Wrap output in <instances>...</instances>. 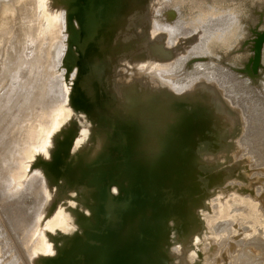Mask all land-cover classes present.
Wrapping results in <instances>:
<instances>
[{
	"label": "rangeland",
	"instance_id": "1",
	"mask_svg": "<svg viewBox=\"0 0 264 264\" xmlns=\"http://www.w3.org/2000/svg\"><path fill=\"white\" fill-rule=\"evenodd\" d=\"M129 2L131 8L120 17L118 23L115 25L117 29L114 28L111 30V32L115 33L116 37L118 36L117 40L121 42L120 49L118 51L114 49L113 52L115 55H118L117 53H119V55L117 57V64L109 71V75L112 76L111 79L108 77L103 78L99 75L97 79L92 75L91 82L87 84V81L83 80V76L79 74V71H81L79 66L71 74L69 79L66 80L64 78L65 69L61 68V65L68 48V35L66 31L67 20L65 11H60L58 7L55 9L57 10V14L60 13L59 16L61 17L58 18L59 16L56 14L57 19H55L54 14L53 18L49 19L48 26L45 25V28L42 29L41 34L31 47L23 46V48H18L19 44L16 47L10 48L7 53L8 55L6 54V57H10L11 60H14L15 63L17 62L18 65L14 64V69L12 71L7 70V72H5L6 74L0 69V84L4 81L3 84L0 85V87L2 86L1 89H3L2 91L0 89V264H36L34 260L40 255H58V245L67 238L66 230L69 229V227L75 228L76 231L85 230L83 228L88 225L85 226L84 223L83 225L85 227H83V222L77 223L75 219H84L83 217H85L87 212L91 209L89 205L91 203L94 205L95 202L93 199H83L81 196L82 192L79 190L82 189L84 182L86 185L89 184L88 177L90 173L86 174V170L94 162L87 165L84 161L97 149H103L104 153L107 152L116 160L122 155L119 154V151H123L121 148L119 149L116 147V151L115 148L111 147L113 135L108 132L109 129H104L105 131L100 127H95L94 129L92 124H96L97 122L91 123L93 121V117L91 116L98 118V115L101 113V106L99 102L97 104L96 101L104 100V98L108 99V95H105V91L108 94H112L113 90L118 86L117 82L130 79L129 77L132 73L138 74V70H140L139 74H144V72L146 73L148 70L154 71V69L156 70L154 74L157 76L148 78L152 80H143L146 83L153 81L152 85L154 87L150 82L145 84L148 86L147 89L144 90L143 97H140L139 91L137 92V96L139 97L138 105H140V108L138 107V109H136L131 104L129 107L126 103L121 107L122 112L127 111L126 114L129 113L128 116H132L128 117V120L135 123L132 129L130 126L132 122H130L128 126V121L126 120V126L123 125L126 128L123 129L122 122L124 119L121 118L119 122V128L121 127L124 132H127L128 129L131 128V132H129L130 141L128 138V144L132 152L130 155H135V163L138 160L141 161V156L144 157L152 153L151 156H155L152 160L153 164L167 163L165 164V166H167L165 171L168 168L166 171L167 173H174L180 170L179 163L182 162L184 156V146L188 143L192 148L194 145H192L193 142H190L194 138L193 133L196 128L199 129L200 132L205 131L206 134L203 132L202 138H204L205 135V137L209 139L213 137V132H216V130L219 132L220 126L224 127V131L222 132L223 135L215 134L214 136H216L215 138L217 139L213 137L216 141L219 139V143L213 141L212 138L210 139L211 142H209L210 140L207 141V138H205L206 143L208 142L206 145L203 143V139H201L199 143L195 142L194 148L198 145L197 149L195 148V152L192 151L193 148L189 150V152L191 151V153H189L190 155L196 154L195 157L192 155L190 157H194L195 159H199L200 157L203 158V162L200 163V168L202 169V166H205V172L200 171L201 173L198 174L199 177L193 179L192 182L197 183L205 174L212 175L218 173V171L219 173L222 171L226 172L225 176L227 180L221 188H215L214 192L211 193L210 198L214 199L213 202H211L214 206L211 207L212 210L210 209V212L203 211V213L202 210L199 211L200 216L208 218L206 219V227L208 230H206L207 228L204 226L206 229L196 235L197 239L193 238V240L189 242L187 248L179 250L180 252L176 254V262L172 257L170 258L169 264H235L236 259L238 260L236 264H264V259H262V257L264 258V242H258L259 240L251 244L253 248L252 252L248 250V246H244L242 248L243 250L241 249L232 256L223 259V255L226 252L225 248L228 246L227 244L240 246L237 244L245 245V243H249L248 240L251 235L247 234L248 237L244 236L246 229L249 228L251 232L252 230L260 229V234L264 233V215L262 213L264 210L261 209L262 205L259 204L260 202L258 200L260 199H255L256 202L259 203L256 204L253 202L252 204L255 203L256 205H252L251 207L246 204L243 206L244 209L239 207V209L227 211L225 214L226 220H218L217 216L219 213L218 209L220 208L218 205L219 200H229V196L226 198L224 197L227 196L226 192L228 193L227 190L229 189V192L242 189L239 191V193H242V198L247 194H243L245 186V191L250 190V192H253V194H251L259 196L258 198L264 195V172H261V170L264 171V48L261 67L259 68V73L255 82L244 70H242L245 64L247 62L249 63V57L252 55L251 47L247 43L250 41L251 30H253L256 25H260V30L263 29V23L261 22H264V0H178V4L177 0H148L146 2L147 4L141 7L137 6L136 1L130 0ZM168 3L174 4V7L177 8L176 10L179 13L180 19L174 24L167 23V18L163 15L164 11L162 12ZM58 10L60 12H58ZM147 17H150V22H144V18ZM62 23L65 24H63L64 28ZM121 23L124 25H121ZM141 23L148 24V28L151 27L150 34L152 37L157 35L158 32L161 34L164 32L168 34L167 38L170 39L168 41L169 45L175 41L178 42L179 36L182 35L188 36L184 37L185 39L197 37L199 42L190 50L186 58H181L179 61L176 60L175 64L172 62L160 63L152 59L134 61L131 53L122 52V50H125L126 41L129 40L134 33L129 32L132 31L131 28L137 29ZM139 29L144 31L143 28ZM64 36L67 37L65 38ZM64 40H66V42ZM109 45L110 44L104 40H99L91 45L93 50V52H91L92 55L86 59L90 68L86 69L84 72L85 74L92 72L93 66L102 62L100 61L103 58H101V56L105 55L104 53L109 49ZM119 63L120 66L117 67ZM60 70L62 72L61 77L65 81H58V79L62 80V78H58L56 75ZM96 72L98 74V71ZM115 72L126 74L116 79L117 76H114ZM79 78H81V81H79ZM200 78H206L217 82L218 86L213 87L216 94L208 93L210 95L208 96L210 101L203 98L199 99L197 103L190 105L187 103L188 101L185 100H179L177 102L174 100L175 98L173 96L171 97L172 99L169 100L163 98L162 87L167 88L163 90L168 94H171L170 91H168L170 87H172L170 89L175 92L182 93V91L184 92L194 85L193 83ZM93 87H97L98 89H96L99 90L98 92L96 91L94 95H92L94 92L93 90H95ZM220 87L223 88L225 92ZM88 91L92 94L87 93ZM215 96H218L216 98L218 101L215 100ZM80 97L81 100L83 97H86L83 98L84 100L87 98V101H89V99L91 100L89 102L85 101L83 104L79 99ZM150 99H153V101ZM155 99L157 102L158 100L162 101L157 103ZM93 102L97 104L96 108ZM204 103H208L206 105H208L207 107L211 106V109H215V107L222 103L227 107H225L226 110L223 111L224 113L222 111L221 113L213 111L214 116L210 114L211 116H208L210 118L207 120L205 119L208 123L204 120L205 116L200 117L199 120L196 115V117H194L195 119L197 118L198 124H193L195 121L194 117L192 118L194 112L191 110L194 109V111H196L195 109L199 105H204V107H206ZM231 103L234 106L236 105V108H238V105L245 114L247 119V130L244 135V120L242 114L240 113L239 115L236 113V110L233 111L230 107ZM163 104H167L168 106H166H170V108L166 109ZM89 105L95 109L90 108ZM127 106L130 109L134 107L133 109L135 111L132 109L133 111L131 112ZM88 107L90 110L87 109ZM69 108L73 113L78 114L77 116L75 115V117L81 116V112L86 113V121L85 118H82L84 122L81 118L80 119L86 124V127L89 125L88 128H90H83L84 130L80 129L81 132L77 128L76 138L71 141V148L68 151H63L67 152L61 157L58 156V158H55V152L57 151L56 149H58L57 144H60L61 140L64 143L66 139L63 140V138L67 137L65 135L68 131L67 129L79 122L77 120H80L79 117L75 120V117L73 118V116L69 115V113L71 114ZM151 108L152 111H150ZM86 109L87 111H85ZM137 110L139 111L137 112ZM210 111L203 115L207 117ZM133 112L135 114H133ZM229 112L236 116L233 118L234 121L230 119L231 114ZM91 113H93V115ZM188 113H192V116ZM187 116L190 119H188ZM81 117H84V114ZM88 117L92 119L90 120ZM211 117H214L215 121H212ZM186 119L189 121L187 122ZM229 119L230 121H227ZM226 122H229L231 125ZM133 123L132 126L134 125ZM188 123H190V125ZM204 124L206 126L207 124L208 126L210 125L211 128L207 126L209 130L206 127L208 131L204 130ZM213 124L214 126L217 125L213 128L218 127V125L219 127L213 129ZM225 124L231 127H226ZM90 125H92L93 129H91ZM139 125L143 128L141 132H138L137 129ZM109 127L112 128L111 124ZM86 129L89 130L86 132H89L90 136V129L96 130V135L99 138L97 142L99 146L97 148L93 145L88 148L82 147L81 140L85 137L84 132ZM210 129H213V134ZM123 130L121 132H123ZM28 132L31 133V136L34 135L29 141H27L28 139L26 140L27 136L25 137ZM179 133L180 135H178ZM209 133L212 135L208 136ZM121 134L123 135V133ZM89 135L86 136L87 138L85 137L88 140L90 138ZM178 136L181 137V140H179L180 137L178 138ZM22 137H24V139ZM122 139L120 142L121 144H123ZM88 140L85 141L88 142ZM163 140L167 142L165 143ZM125 141L124 143L127 144ZM94 143L96 144V142ZM201 143L203 144L202 146ZM165 145L168 146L167 149L163 147ZM144 146H149V149L145 148V152L142 151ZM204 146L205 148L207 147V153L209 155L210 149L211 151L213 150V154L216 153L215 155L218 156L224 153L230 154L225 169H222L225 166L222 163H215L216 165L212 163V165H210L209 158L204 156V153L202 154L203 150H205ZM226 146L230 147L226 149ZM171 147L172 149H170ZM244 149L249 151L244 153ZM175 150L179 152L176 153ZM101 152L102 151L98 153L101 154ZM192 152H194V154ZM174 153H176V155ZM85 156L88 157L84 158ZM111 157H109V159ZM252 157L254 160H252ZM43 158L48 160L41 161ZM134 158L132 156L130 160ZM166 158L167 160L164 162L163 159ZM176 158L177 161L175 162H177V164L173 163V160H176ZM95 159L97 158L95 157ZM251 160L252 165L250 162ZM97 161L98 159L96 162ZM128 162H132V160ZM54 163L58 165V170L56 171L54 170V167H56ZM80 163L87 166L81 168L79 166ZM133 163L134 160L130 165L133 166ZM207 164H209V166ZM241 165H244L245 173L247 172L250 175L247 183H242L237 177V172L240 171ZM109 170L111 171L110 168ZM52 174H54L53 177H51ZM52 178L55 180H52ZM80 179L81 181H79ZM168 179L166 183H170L171 177ZM169 183L166 184L168 185L167 187L164 184L163 188H171ZM59 184L62 185L59 186ZM144 184L146 183L144 182ZM148 184L151 185L150 182H147V186ZM63 185L64 187H62ZM163 188L161 189L162 191L164 190ZM112 189L114 192H121L122 186L119 183V185L116 184ZM213 189L214 188H212V190ZM237 194L238 191L236 195ZM251 194L245 195L244 198L248 199V196L251 197ZM236 195L233 193V195L230 196L232 198V196H238ZM222 197H224V199ZM65 198H68V200ZM65 200H67V204H64ZM163 206L165 207L166 205L164 204ZM162 208L161 206V209ZM156 209L157 210L153 212L160 213L158 208ZM161 209L159 210L161 211ZM259 209L262 211H260L261 213H259ZM251 213L254 214V217L249 215ZM72 219L77 224L70 225ZM231 222H233L232 225ZM183 231L185 232L183 229L179 232L180 235H183ZM38 232L39 234L36 236ZM63 236L66 238H63ZM246 239L248 240L246 241ZM202 240L204 244H202ZM201 245L202 247H200ZM203 245H206V247H203ZM226 249L228 250V248ZM255 250L256 253L254 252ZM259 251L262 253L261 256V253H258ZM253 253L257 256L253 255ZM251 255L253 256L251 257ZM251 258L252 260H250Z\"/></svg>",
	"mask_w": 264,
	"mask_h": 264
},
{
	"label": "bare ground",
	"instance_id": "2",
	"mask_svg": "<svg viewBox=\"0 0 264 264\" xmlns=\"http://www.w3.org/2000/svg\"><path fill=\"white\" fill-rule=\"evenodd\" d=\"M94 5H97V4H94ZM56 8V0H0V69L1 70H3V72L5 73V72H7V70H10V71H12L13 69H14V67H15V65L14 64H16V65H18V63L16 62L15 63V61L14 60H11V58L10 57H6V54L8 53V51H9V49L10 48H13V47H16V46H18L19 44V47L18 48H23V46H26V47H31L34 43H35V41H36V39L39 37V35L41 34V32H42V29L43 28H45V25L46 26H48L47 24H49V19H51V18H53V15L55 14V19H57L56 18V14H57V10L55 9ZM62 9H60V11H61ZM59 10H58V12H60ZM63 12V11H62ZM61 12V13H62ZM64 13V12H63ZM65 14V13H64ZM58 16L60 15V13L59 14H57ZM63 15V14H62ZM66 16V15H65ZM61 16H59L58 18H60ZM63 17H64V15H63ZM65 18V17H64ZM63 19V18H62ZM62 21H64V20H62ZM128 21V20H127ZM124 23V22H123ZM123 23H121V25H124ZM64 23H62V26H63V28H64V25H63ZM131 27V26H130ZM129 27V28H130ZM64 30V29H63ZM67 31V30H66ZM55 34V33H54ZM66 35V34H65ZM65 37V36H64ZM67 37V36H66ZM65 37V38H66ZM118 37V36H117ZM64 38V39H65ZM65 42H66V40H64ZM62 44V43H61ZM62 46H63V44H62ZM63 49V48H62ZM4 54H5V56H4ZM94 54H95V52H94ZM8 55V54H7ZM103 56H101V58H102ZM89 58V57H88ZM94 58H96V57H94ZM91 60V59H90ZM93 60V59H92ZM97 60V59H96ZM87 61V60H86ZM85 61V62H86ZM94 61V60H93ZM92 61V62H93ZM95 62V61H94ZM91 63V62H90ZM91 64H93V63H91ZM14 65V66H13ZM156 66V65H155ZM139 71L140 70H138V74H131V76L129 77L130 79H128V80H126V81H120L119 82V84H125V85H128L129 83H131L134 79H136V78H143V80H147L148 78H154V77H156L157 75L156 74H154V71L156 72V70L154 69V71L153 70H144V71H147L146 73L144 72V74H139ZM142 71V70H141ZM143 72V71H142ZM9 73V72H8ZM160 73V72H159ZM6 74V73H5ZM148 80H152V79H148ZM2 82V81H1ZM4 82V81H3ZM3 82H2V84H3ZM116 82V81H115ZM144 82V84H147V83H149V82H145V81H143ZM153 82V81H152ZM2 84H0V85H2ZM117 85H118V82H117ZM151 85H152V83H151ZM150 85V86H151ZM168 85V84H167ZM148 86V85H147ZM149 86V87H150ZM153 86V85H152ZM154 87V86H153ZM2 88V86L0 87V89ZM94 88V87H93ZM97 87H95L94 89L95 90H93L94 92H93V94L91 93V92H87V93H91L92 95H94L95 94V92L97 91H99V90H97L96 89ZM118 90L120 89V87L119 86H117L116 87ZM170 88H172V87H170ZM151 89V88H150ZM155 89V88H154ZM3 89H1V91H2ZM153 90V89H152ZM1 91H0V93H1ZM154 91V90H153ZM155 91H156V89H155ZM140 93V92H139ZM127 94V93H126ZM218 94V93H217ZM89 96V95H88ZM97 96H98V94H97ZM210 96V95H209ZM213 97V96H212ZM83 98H86V97H83ZM82 98V100H81V97L79 98L80 100H81V102L83 103V102H85V101H87V99H83ZM138 96H137V92H135V93H133V94H129V95H127L126 96V105H132V106H134L136 109H138V107L140 108V105H138V103H139V100H138ZM206 98V97H205ZM78 99V98H77ZM159 99V98H158ZM91 99H89V101H90ZM97 100H99V99H97ZM138 100V101H137ZM150 100H152L153 101V99H150ZM74 101H76V100H74ZM89 101H87V102H89ZM137 101V102H136ZM155 101H156V99H155ZM162 101V100H161ZM161 101H159L158 100V102H161ZM210 101V100H209ZM221 101V100H220ZM79 102V101H78ZM98 102H99V105H100V102H101V100L100 101H96V103L98 104ZM157 102V101H156ZM157 102V103H158ZM178 102V101H177ZM214 102V101H213ZM75 103V102H74ZM80 103V102H79ZM81 103V104H82ZM95 103V104H96ZM76 104V103H75ZM84 104V103H83ZM89 104V103H88ZM93 104H94V102H93ZM94 104V106H95V108L97 107V104L95 105ZM205 104V103H204ZM206 104H208V103H206ZM205 104V105H206ZM213 104V103H212ZM92 105V104H91ZM158 105H160V104H158ZM164 105V104H163ZM167 105V104H166ZM166 105H164L165 107H166V109H169V107H167ZM218 105V104H217ZM221 105V104H220ZM220 105H218L217 107H215V109L213 110V109H211L210 107H207L208 105H206V107H204V105H199L198 107H196V111H194V109H192L191 111H193L194 112V115L192 116L190 113H188V114H190V116H192V118L195 116L196 117V115H197V118H199V120H200V117H202V116H205V118H204V120L206 119V115H203V114H206V113H208L210 110L213 112H219V113H221V111L223 112V110L224 109H222L221 107H220ZM222 105H223V103H222ZM70 106V105H69ZM90 106V105H89ZM128 106H127V108H128ZM224 106V105H223ZM126 107V106H125ZM130 107V106H129ZM133 107V108H134ZM201 107H203V108H201ZM214 107V106H213ZM71 108V107H70ZM69 108V109H70ZM86 108V107H85ZM90 108H94V107H91L90 106ZM94 108V109H95ZM126 108V109H127ZM132 107H131V109L130 108H128V109H130L131 110V112L134 110ZM150 108V107H149ZM162 108H163V106H162ZM208 108H210V109H208ZM225 108V107H224ZM87 109H89V107L87 108ZM87 109L85 110V111H87ZM93 109V110H94ZM133 109V110H132ZM159 109V108H158ZM164 109V108H163ZM71 110V109H70ZM69 110V112H71V114L69 113V115L70 116H73V118L75 117V115L77 116L78 114H75V113H73L72 112V110L70 111ZM90 110V109H89ZM140 110V109H139ZM139 110H137V112L139 111ZM99 111V110H98ZM135 111V110H134ZM150 111H152V108H151V110ZM149 111V112H150ZM160 111V110H159ZM211 111H210V113L207 115V116H209L210 114H211ZM127 112V111H126ZM126 112H122L123 113V117H121L120 116V119L122 118V119H124L123 120V122H122V126L123 125H125V122H126V120L128 121V126L130 125V122H132L133 123V121H129L128 120V117H132L131 115L130 116H128V114H126ZM142 112H143V110H142ZM88 113V112H87ZM99 113V112H98ZM224 113V112H223ZM226 113V112H225ZM230 113V112H229ZM80 114V113H79ZM83 114H84V117H81V116H83ZM86 113H82L81 112V116L79 115L78 117H79V119L81 118H85V121H86V115H85ZM92 115H93V113H91ZM90 114V115H91ZM101 114V113H100ZM133 114H135L134 112H133ZM132 114V115H133ZM143 114V113H142ZM218 114V113H217ZM231 114V113H230ZM89 115V114H88ZM223 115H225V114H223ZM86 116V117H85ZM100 115H98V117H99ZM213 116H214V114H213ZM222 116V115H221ZM221 116H220V118H221ZM231 116V118L230 119H232V121H234V119L233 118H235L236 116L235 115H230ZM78 117H75L74 119L76 120V119H78ZM91 117H93V121L91 122L90 120L92 119H90V117H88L90 120H88V121H90L91 123H94V116H91ZM195 117H194V119H195ZM228 117V116H227ZM187 118L188 119H190L188 116H187ZM191 118V119H192ZM196 118V119H197ZM223 118V117H222ZM77 120V121H79V122H77L75 125H73L71 128H69V129H67L68 131H67V133L65 134L67 137L65 138H63V140L64 139H66L65 141H64V143L62 142V140H61V145L60 144H57L58 146H57V148H59L60 146H62L63 144H68L70 147H71V141H73V140H75V138H76V134H77V128L79 129V131H80V129L82 130L83 128L85 129V128H88V126L86 127V124H84L83 122H84V119H82L83 120V122H82V120ZM230 119L229 120H227V121H230ZM133 120V119H132ZM142 120V119H141ZM187 120V119H186ZM203 120V119H202ZM203 120V121H204ZM207 120V119H206ZM205 120V121H206ZM81 121V122H80ZM189 120H187V122H188ZM213 121H215V120H213ZM153 122V121H152ZM236 122V121H235ZM235 122H233V123H235ZM89 123V122H88ZM91 123H89V124H91ZM132 123H131V128L132 127H134L135 126V123H134V125L132 126ZM186 123V122H185ZM206 123H208V121H206ZM226 123H229V122H226ZM232 123V122H231ZM95 124V123H94ZM94 124H92L93 126H94ZM189 124V123H188ZM194 124V123H193ZM210 124V123H209ZM215 124V123H214ZM214 124H213V126H212V128L213 127H215V126H217V125H215L214 126ZM92 125H90L91 126V129H93V127H92ZM147 125H148V123H147ZM146 125V126H147ZM152 125V124H151ZM150 125V126H151ZM203 125V124H202ZM210 125H212V124H210ZM208 126V124H207V126L209 127V128H211V126ZM220 125H222V124H220ZM226 125V124H225ZM229 125H231L230 123H229ZM228 125V126H229ZM77 126H79V127H77ZM126 126V125H125ZM125 126H123V129H125L126 127ZM205 124H204V127H203V129L206 127V128H208ZM227 125H226V127H228ZM218 127H219V125H218ZM218 127H216V128H218ZM229 127H231V126H229ZM90 128V127H89ZM88 128V129H89ZM121 128V127H120ZM130 128V129H131ZM206 128L204 129V130H206ZM209 128H208V130H209ZM216 128H213V129H216ZM83 129V130H84ZM88 129H86L85 130V132H84V136L86 137L87 135H89V132L87 133L86 131L88 130ZM90 129V133H91V136L89 135V140L88 139H86L85 137H84V139L85 140H88V142H86L84 139H82L81 140V142H82V147L84 148L85 146H86V148H88V147H92V145L93 146H95L96 148L99 146V145H97V142L99 141V138H98V136L96 135V130H91ZM94 129H95V126H94ZM109 129V133L110 134H112L113 136H112V139H111V141H112V143L114 144V146L115 147H118L119 149L121 148V150H124L125 148H128V151H130L129 152V154H131L132 152H131V150H130V146H129V144H128V142L130 141V138H129V132H131V130L130 129H128V127H127V129H128V131L126 132H124V130L121 128L120 129V131L119 132H121L122 130H123V132H121V133H123V135L121 134V133H119V132H117L118 131V128H115V129H112V128H108ZM126 129V130H127ZM133 129V128H132ZM213 129H210L211 130V133L213 132L212 130ZM227 129V128H226ZM130 130V131H129ZM195 130V129H194ZM208 130H206V131H208ZM89 131V130H88ZM91 131H93V132H91ZM202 131V130H201ZM224 131V127L223 126H220L219 127V132L216 130V132H213L214 133V135L215 134H218V135H223L222 134V132ZM81 132V131H80ZM83 132V131H82ZM114 132H116V134L114 133ZM182 132V131H181ZM204 133H205V131H203ZM203 132H200V130L199 129H197L196 128V130H195V132L193 133V139H192V141L191 140H189V141H191L190 143H192V145L194 144L195 145V142H198L199 143V141L201 140V139H203V143L206 145L207 143H206V140L208 141V140H210L211 138L213 139V141H216V140H214V138L216 137V136H214V135H212L211 133H209L208 134V136H213V137H211V138H209L208 139V137H205V135H204V138H202V133ZM218 132V133H217ZM25 134H27V133H25ZM30 136H29V135ZM28 134L27 135H25V137L27 136H29L28 138L26 137V140L27 141H29L30 139H32V136H34V135H32L31 136V133H29L28 132ZM120 134H121V136H120ZM169 134V133H168ZM206 134V133H205ZM225 134V133H224ZM173 135V134H172ZM178 135H180V133L178 134ZM182 135V134H181ZM217 135V136H218ZM120 136V137H119ZM176 136V135H175ZM81 137H82V135H81ZM122 137H123V139H122ZM180 136H178V138H179ZM220 137V136H219ZM218 137V138H219ZM23 139H24V137H22ZM34 138V137H33ZM122 139V142H123V144H121L120 142H121V139ZM128 138H129V141H128ZM176 138V137H175ZM205 138H207L206 140H205ZM215 139H217V138H215ZM126 140V141H125ZM157 140V139H156ZM155 140V141H156ZM179 140H181V137H180V139ZM204 140H205V142H204ZM124 141L125 142H127V144H125L124 143ZM188 141V142H189ZM219 141V139L216 141V142H218ZM85 142V143H84ZM94 142H96V144L94 143ZM157 142V141H156ZM163 142H167L166 140H163ZM209 142H211V140L209 141ZM220 142V141H219ZM218 142V143H219ZM197 143V144H198ZM213 143V142H212ZM172 144V143H171ZM170 144V145H171ZM60 145V146H59ZM123 145V146H122ZM164 145V144H163ZM194 145L192 146V148H191V146H189L188 145V143L184 146V150H185V152L183 153L184 154V156H183V158H182V162L181 163H179V168H180V170H177V171H175L174 173L172 172V173H167L166 171L168 170V168H167V170L165 171V168L167 167V166H165V164H167V163H162V164H153L152 163V160H153V158L155 157V156H151L152 155V153H150V154H148V155H145L144 157L143 156H141V161L140 160H138V161H140V162H136L135 163V155H130L131 157L133 156V158L134 159H131L132 160V162H133V160H134V165L133 166H131L130 164L132 163V162H128V167H130L131 168V170L129 169V170H127V168H125L126 166L124 165V159L123 160H116L115 158V161L112 159L113 157H111L107 152L106 153H104V151H103V149H97L94 153H91L90 154V156H89V158L87 159V160H85L84 162H86L87 163V165H89V164H91L93 161V163H92V165L86 170V174L87 173H90V176L88 177V180H89V184H87L86 185V183L84 182V185H82V189H79V190H81V192H82V194H81V196H82V198L83 199H86V198H88V199H93L94 200V202H95V204L93 205L92 203L89 205L90 206V211H88L87 212V215L85 216V217H83L84 219H82L81 217V219H75V220H77V223L78 222H80V223H82V225L85 223V226L86 225H88L87 227H85L84 225H83V227H85V228H83V229H85V230H83V231H76L75 230V228H72V227H69V229H67L66 230V234H67V238L63 241V242H60L59 243V245H58V249H57V253L59 254H62L67 248H69L73 243H75L76 241H80V242H82L81 244H80V246L82 247V249H83V251L82 252H80L81 253V255H84V252H85V255L87 256V258H90V259H92L93 258V261H94V259H95V247H94V244H93V241H92V238H93V235L95 234V232H94V230H93V227L95 226L96 227V214L97 215H99V213H97L98 211H97V209L99 208V203H100V189H101V186L102 185H104L106 182H108V180L107 179H110V178H114V176H116L117 174H119V172H121V171H123V175L122 176H120L118 179H117V184L119 185V183H120V185L122 186V191H125L126 189H128L129 187H130V185H132V184H136V183H141L142 185H144V186H147V182H150L151 183V185H153L154 186V189L158 192V193H156V195H155V199L154 200H152V202L150 203V206H148V207H146L145 209H142V210H140V209H137V210H133V211H131V212H128V213H126V214H124V226H123V228H121V234L119 235V241H120V244H121V247L123 248V249H121V250H124V249H126V248H128L129 247V245L138 237V235H139V233L141 232V230L143 229V230H147V231H145L144 232V234L146 235V236H150V235H152L153 234V231H154V218H157V219H165V220H167V219H169V217H170V215H169V213H170V210H167L168 208H167V205L164 207L163 205H164V203H163V201H165V198H162L161 197V194H163V191L161 190L162 188H163V185L166 183V181H167V179L168 178H170L171 177V180H170V183H169V185H170V187L171 188H169L168 187V193L166 194V195H168V197H167V199L168 200H171V201H176V199L180 196V195H183L185 198H184V200L182 201V203L181 202H179V204L177 205V207L179 208V210L181 211V216H176L175 218H174V221L172 222V223H168L167 224V228H168V230H167V232H166V235H165V237L161 240V249L159 248V249H155L153 252L152 251H147V253H149V256H150V258L151 259H153V261H152V264H169L170 262V258H172L173 257V255H172V252H174V253H179L180 251L179 250H181L182 248H187V246L189 245V242L191 241V240H193V238L194 239H197L196 237V235H198L202 230H204V229H206L207 227H206V219H208L207 217H204V216H200L199 215V211L200 210H202V213H203V211H206V212H210L211 210H212V206H213V204L211 203V202H213V200L214 199H212V198H210L211 197V193H213L214 192V190H215V188H221V186L225 183V181L227 180V178H226V176H225V173L226 172H224V171H222V172H220L219 173V171H218V173H215V171H214V173L215 174H212V175H204L203 177H202V179H200V180H198V182L197 183H195V182H192V180L193 179H195L196 177H199L198 176V174H200L201 172L200 171H203V172H205V166H202L203 168L201 169L200 167V163L201 162H203L202 160H203V158L202 157H200L199 159H195L194 157L196 156V154H194V152L196 151L195 150V148L197 149V147H198V145H197V147H195L194 148ZM203 144L201 143V146H202ZM119 146H121V147H119ZM159 146V145H158ZM173 146V145H172ZM149 146H147V147H145L144 146V149L142 150V151H144V150H146L145 148H148ZM151 147V146H150ZM154 147V146H153ZM155 147H156V144H155ZM165 149H167L168 148V146L167 145H165V146H163ZM230 146H226V149L227 148H229ZM212 148V147H211ZM149 149V148H148ZM147 149V150H148ZM153 149V148H152ZM170 149H172V147L170 148ZM190 149H192V151H194V152H192L194 155H192V156H194L193 158L192 157H190L191 155L189 154V153H191V151L189 152V150ZM199 149H200V146H199ZM204 149L206 150H203V152H202V154L204 155V156H207V158H209L208 160H209V162L211 163L210 165H212V163H213V165H216L217 163H222V164H224L225 166L222 168V169H225L226 168V164L228 163L227 161L229 160V158H230V154H223V155H215V154H213L212 153V151H211V149H210V155L207 153V147L205 148V146H204ZM56 150H58V149H56ZM154 150H155V148H154ZM157 150V149H156ZM162 150V149H161ZM182 150H183V148H182ZM100 151H102L101 152V154H99L100 153ZM150 151H151V149H150ZM176 151V153L177 152H179L178 150H175ZM174 151V152H175ZM57 152V151H56ZM55 152V153H56ZM67 152V151H66ZM66 152H63L62 151V153L60 154V157L63 155V154H65ZM99 152V153H98ZM145 152V151H144ZM159 152H160V150H159ZM163 152V151H162ZM208 152H209V150H208ZM157 153V152H156ZM176 153H174L175 155H176ZM186 153V154H185ZM154 154V153H153ZM169 154V153H168ZM182 154V153H181ZM198 154H199V152H198ZM197 154V155H198ZM101 155V156H100ZM106 155H109V156H106ZM160 155V154H159ZM171 155H172V153H171ZM174 155V156H175ZM178 155V154H177ZM98 156V157H97ZM104 156H105V159L103 160L102 158H104ZM170 156V155H169ZM202 156V155H201ZM86 157H88V156H85L84 158H86ZM95 157L98 159V162H100L99 164H96V160L97 159H95ZM109 157H111L110 159H109ZM138 157V156H137ZM137 157H136V159H137ZM146 157V158H145ZM161 157V156H160ZM165 157V156H164ZM168 157V156H167ZM172 157V156H171ZM176 157V156H175ZM179 157V156H178ZM177 157V158H178ZM139 158V157H138ZM170 158V157H169ZM177 158H176V160H173V163H175V164H177V162H175V161H177ZM197 158H198V156H197ZM95 159V160H94ZM145 159V160H144ZM158 159H160V158H158ZM173 159V158H172ZM175 159V158H174ZM84 160V159H83ZM113 160V161H112ZM130 160V161H131ZM161 160V159H160ZM165 160H167V158L166 159H163V161L164 162H166ZM179 161H180V159H179ZM206 161V160H205ZM154 163H155V161H154ZM172 163V164H173ZM216 163V164H215ZM55 164V163H54ZM87 165H83V164H79V166L81 167V168H84V166H87ZM174 165V164H173ZM180 165H181V167H180ZM208 166H209V164H207ZM245 165V164H244ZM244 165H241L240 166V171H238L237 173H238V175H237V177L240 179V181L242 182V183H247L248 181H249V177H250V175H249V173H245V171H244ZM55 166L56 167H54V170L56 171V170H58V165L57 164H55ZM178 166V165H177ZM184 166V167H183ZM170 167V166H169ZM174 167V166H173ZM109 168L111 169V171L109 170ZM175 168V167H174ZM173 169V168H172ZM207 170V169H206ZM220 170V169H219ZM109 173H108V172ZM165 171V172H164ZM210 171V170H209ZM85 172V171H84ZM84 172H83V174H84ZM169 172V171H168ZM210 172H212V171H210ZM52 173V172H51ZM50 173V174H51ZM101 174V175H100ZM171 174V175H170ZM54 176V174H52V176L51 177H53ZM86 176V175H85ZM206 176V177H205ZM229 176V175H228ZM50 177V178H51ZM55 178V177H54ZM54 178H52V180L54 179ZM82 179V178H81ZM81 179L79 180V181H81ZM165 179V180H164ZM51 180V181H52ZM55 180V179H54ZM164 180V181H163ZM57 181V180H56ZM168 181H169V179H168ZM173 181V182H172ZM53 182H55V181H53ZM58 182V181H57ZM144 182L146 183V184H144ZM158 182V183H157ZM67 183V182H66ZM168 183H166V184H168ZM57 184V183H56ZM165 184V186L167 187L168 185H166ZM149 185V184H148ZM245 185V184H244ZM254 185V184H253ZM243 186V185H242ZM62 187H64V185L62 186ZM212 188H214L213 190H212ZM242 188V187H241ZM245 189H246V186L244 187ZM243 188V189H244ZM164 189V188H163ZM167 189V188H166ZM245 189L242 191L243 192V194H245V193H247V194H245V195H248L249 193L251 194H253V192H250V190L249 191H245ZM252 189H253V187H252ZM230 190V189H229ZM229 190H227L228 191V193L226 192V195L227 196H224L225 198L226 197H228L229 196V200L228 199H224V197H222L224 200H219V203H218V205L220 206V208L218 209L219 210V213L217 214V216H218V220H226L225 218V214H226V212L227 211H229V210H231V209H239V207L240 208H242V209H244V207L243 206H245L246 204L249 206V207H251L252 205H256L257 203H259L260 205H262V210H264V195H263V197H261V198H258L259 196H257V195H252L251 194V197L250 196H248V199H245L244 197H245V195L243 196V198L241 197V195H242V193L240 192L239 193V191H241V190H235V191H233V192H229ZM237 191H238V196L236 195V193H237ZM233 193H235V195L237 196V197H233L232 196V198H231V196L230 195H233ZM247 197V196H246ZM161 198V200H159V202L162 204L161 206L163 207L162 209H161V211L158 209V211L160 212V213H158V212H156V213H158V214H156V213H154L153 211H156L157 209V207L155 208V206L157 205V203H158V199H160ZM255 199H260V200H258L259 202H256V200ZM187 200V201H186ZM255 200V201H254ZM86 201V200H85ZM191 201V202H190ZM221 201V202H220ZM177 202V201H176ZM253 202H255L254 204H252ZM89 203V202H88ZM211 203V204H210ZM262 203V204H261ZM86 204V203H85ZM258 204V205H259ZM122 205H126V203H122ZM215 205V204H214ZM87 206V205H86ZM88 206V207H89ZM193 206H198L197 208H193ZM214 207V206H213ZM257 207V206H256ZM261 207V206H260ZM89 209V208H88ZM211 209V210H210ZM210 210V211H209ZM120 211H122L121 209H118L117 210V212H119L120 213ZM261 210L259 209V213H261L260 212ZM95 213V214H94ZM124 213V212H123ZM263 213V215H264V212H262ZM84 215V214H83ZM250 216H252V217H254V214H249ZM78 216V215H77ZM92 216H93V218H92ZM101 218H102V220H103V216H101ZM264 218V217H263ZM74 219V218H73ZM72 219V221H71V223H70V225H75V224H77V223H75L74 222V220ZM172 219V218H171ZM83 220H87V221H83ZM94 221V222H93ZM208 221V220H207ZM80 223H79V226H80ZM229 223V222H228ZM233 224V222H231V225ZM179 226V227H178ZM206 228H205V227ZM208 226V225H207ZM159 227V226H158ZM157 227V228H158ZM175 227H178V229L176 230L175 229ZM264 227V226H263ZM222 228V227H221ZM248 228V227H247ZM260 228H262V227H260ZM175 229V230H174ZM182 229L183 230H185V232L183 233V232H181V233H183V235L181 236L180 235V231H182ZM78 230V229H77ZM206 230H208V228L206 229ZM262 230V229H261ZM263 231V230H262ZM226 233V232H225ZM177 234L181 237L180 239H179V242H177V240H176V236H177ZM222 234V233H221ZM236 234H237V232H236ZM244 236H247L248 237V235L247 234H249V235H251L250 237H249V240L248 239H246V241L248 240L249 241V243H245V245H241V244H237V245H240V246H232V245H229V244H227L228 246L226 247V248H228V250L225 248V254L223 255V259L224 258H227V257H229V256H232L235 252L237 253V251L239 252V250H241L244 246H248L247 248H249L248 250H250L251 252L253 251V248L251 247V244H253V242H257V240H259L258 242H261V241H263L264 242V233L262 234H260V229L259 230H252V232L249 230V228L248 229H246L245 230V232H244ZM223 235H225V234H223ZM185 236V237H184ZM195 236V237H194ZM220 236V235H219ZM236 236V235H235ZM244 236H243V238H244ZM198 238H199V236H198ZM143 239H146V237H144ZM200 239V238H199ZM242 239V238H241ZM201 241V240H200ZM182 243V244H181ZM200 243V242H199ZM243 243V242H242ZM201 244V243H200ZM202 244H204V241L202 240ZM176 245H178L177 247H176ZM193 246H195V245H193ZM192 246V247H193ZM206 247V245H203V247ZM253 246V245H252ZM200 247H202V245L200 246ZM85 249V250H84ZM204 249V248H203ZM193 250V249H192ZM198 250V249H197ZM243 250V249H242ZM199 251V250H198ZM202 251V250H201ZM261 251H263V250H261ZM223 252V251H222ZM255 253H256V250L254 251ZM200 253V252H199ZM250 253V252H249ZM258 253H261L260 251L258 252ZM59 254V255H60ZM220 254V253H219ZM251 254V253H250ZM190 255V254H189ZM249 255V254H248ZM253 255H255L254 253H253ZM253 255H251V257L253 256ZM262 255V253L260 254V256ZM213 256V255H212ZM255 256H257V255H255ZM258 258V257H257ZM254 259V258H253ZM256 259V258H255ZM259 259V258H258ZM261 259V258H260ZM262 259H264L263 257H262ZM261 259V260H262ZM230 260V259H229ZM250 260H252V258L250 259ZM202 261V260H201ZM233 261V260H232ZM238 262V260L236 259V262H235V264ZM212 263V262H211ZM215 264V263H214ZM217 264V263H216ZM239 264V263H238Z\"/></svg>",
	"mask_w": 264,
	"mask_h": 264
},
{
	"label": "water",
	"instance_id": "3",
	"mask_svg": "<svg viewBox=\"0 0 264 264\" xmlns=\"http://www.w3.org/2000/svg\"><path fill=\"white\" fill-rule=\"evenodd\" d=\"M129 1L130 0H56V7L65 11L67 20L66 24L68 48L61 65V68L65 69L64 78L66 80L71 77V74L75 71L76 68H78V66L81 68L79 74L80 76H83V80H86L87 84L91 82L92 75L97 79L98 75L103 78H112V76L109 75V71H111L117 64V57L119 55V53H117L118 55H115L113 52L114 49H116V51L120 49L121 42L117 40L115 33L111 32V30L115 28L116 23H118V20L123 15V13L131 8ZM133 1H136L137 6L141 7L145 6L148 0ZM174 6V4L168 3L164 10H162V12L164 11V17L167 18V23L174 24L180 19L179 13L176 10L177 8ZM149 18L150 17L144 18V22H150ZM261 23H263V29L260 30V25H256L254 29L251 30L250 41L247 42L251 47L252 55L249 57V63L247 62L245 64L247 70L244 72L254 82L256 80V77L258 76L259 68L261 67L262 53L264 48V22ZM147 25L148 24L146 23H141L140 26L137 27V29L131 28L132 31L129 32H134V35L132 34L131 38L126 41L127 43L125 44V50H122V52L131 53L134 61H146L147 59H152L160 63L172 62L175 64L176 60L179 61L181 58H186L190 50H192L196 43L199 42V39L197 37L185 39L184 37L188 36L182 35L179 36L178 42L175 41L169 45L168 41L170 39L167 38L168 34H166L165 32L162 34L158 32L157 35L152 37V35L150 34L151 27L148 28L149 25ZM139 28H143L144 31H141ZM115 29H117V27ZM99 40L108 42L110 44V47L107 52L104 53L105 55L103 56V58L100 60L102 62L94 65L92 72H88L85 74L84 72L86 71V69L90 68V66H88V63L85 61L87 57L92 55L91 52H93V50L91 45L98 42ZM119 66L120 63L117 65V67ZM96 71H98V74ZM125 74L126 73L115 72L114 76H117V79L118 77H121ZM56 75L58 76V78H62L61 70ZM58 81L65 80H63L62 78V80L58 79ZM79 81H81V78H79ZM119 82L120 81H118V86L120 87L119 90L115 88L112 94H108L105 91V95H108V99L104 98V100H101V114L98 118L94 119V122L98 123H96L94 126L100 127L103 131H105L104 129H108L109 125L111 124V127L113 129L118 128L117 132H119V122L121 121L120 116L123 117L121 107L126 103V96L139 91L141 95L140 97H143L144 90L147 89V86L143 83V78H136L128 85H125L124 83L119 84ZM149 82L150 84L152 83L151 81ZM193 84L194 85L186 89L184 92L182 91V93H177L169 88L168 91H170L171 94H168L163 90L167 88L162 87L161 89L163 91V98L169 100L172 99L171 97L173 96L175 98L174 100L176 101L185 100L188 101L187 103H189L190 105H193L194 103H197L199 99H203L205 97L207 100H209V92L212 94H216V91H214L213 87L218 85L215 81H211L206 78H200ZM221 89L224 91L223 88ZM217 97L218 96H215L216 101H218L216 99ZM231 104L230 107L233 109V111L236 110V113H238L239 115L240 113L242 114L244 120V135L247 130V119L245 117V114L238 105V108H236V105L234 106L233 104ZM220 107L224 109L223 111H225L226 109L224 107L227 106H223L221 104ZM211 114H213L212 111ZM208 118L210 117L207 116L206 119ZM211 118V120L213 121L214 117ZM194 120V124L197 125V119ZM137 129L138 132H141L143 130L141 125H139ZM114 133L116 134V132ZM111 147L115 148L116 150V147L113 143H111ZM70 148L71 147L68 144H63L58 148L55 154V158H58L62 151H68ZM84 148H86V146ZM247 151L249 150L244 149V153H246ZM119 154L122 155L118 157V159H124V165L126 166L125 168H127V170H131V168L128 167V161H130L131 158L128 148H125L123 151H119ZM102 159L104 160L105 156ZM112 159L115 161L114 158ZM47 160L48 159L43 158L41 161ZM252 160H254L253 157ZM252 160L250 161L251 165ZM99 163L100 162L98 161L96 162V164ZM261 172L264 171L261 170ZM122 175L123 171L119 172V174L114 176V178L107 179L108 182L102 185L100 189V203L99 208L97 209V213H99V215L96 214V227H93L95 234L92 238L96 256L94 261L93 258H87L85 252L84 255H81L80 252H82L83 249L80 244L82 242L76 241L62 254L59 253L60 255L58 254L54 256L40 255L34 260V263L152 264L153 259L150 258L147 251L149 250L153 252L155 249H161V240L165 237L168 230L167 224L172 223L176 216H181V211L179 210L177 205L179 204V202L182 203L185 197L183 195H180L176 199L177 202L170 201L167 199L168 195H166L168 193V189H164L161 197L165 198L164 204L167 205V210H170L169 219L163 220L154 218V231L152 235L146 236L144 232L147 230L142 229L138 237L129 245V247L121 250L123 248L121 247L119 241V235L121 234V228H123L124 226V214L137 209L142 210L150 206L152 200L155 199L156 193H158L154 189L153 185L143 186L139 182L130 185V187L125 191L114 192L112 188L116 186L117 179ZM60 185L62 184H59V186ZM65 199L68 200V198ZM67 200L64 201V204H67ZM159 200H161V198L158 199L156 207L158 209H161V203L159 202ZM122 203H126V205L124 206L122 205ZM197 207L198 206H193V208ZM118 209H121L122 211H120L119 213L117 212ZM101 216H103V220ZM178 227H175V229L177 230ZM38 234L39 232L36 234V236ZM144 237H146V239H143ZM63 238L66 237L63 236ZM180 238L181 237L177 234V242H179ZM177 246L178 245H176V247ZM172 255V259L176 262V253L172 252Z\"/></svg>",
	"mask_w": 264,
	"mask_h": 264
},
{
	"label": "flooded vegetation",
	"instance_id": "4",
	"mask_svg": "<svg viewBox=\"0 0 264 264\" xmlns=\"http://www.w3.org/2000/svg\"><path fill=\"white\" fill-rule=\"evenodd\" d=\"M242 70L246 71V70H247V68H246V67H244Z\"/></svg>",
	"mask_w": 264,
	"mask_h": 264
}]
</instances>
